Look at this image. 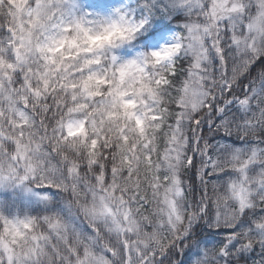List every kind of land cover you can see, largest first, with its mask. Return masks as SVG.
Returning a JSON list of instances; mask_svg holds the SVG:
<instances>
[{
	"label": "snow or ice",
	"instance_id": "6c2138e0",
	"mask_svg": "<svg viewBox=\"0 0 264 264\" xmlns=\"http://www.w3.org/2000/svg\"><path fill=\"white\" fill-rule=\"evenodd\" d=\"M0 264H264V0H0Z\"/></svg>",
	"mask_w": 264,
	"mask_h": 264
}]
</instances>
